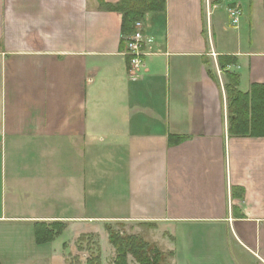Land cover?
Instances as JSON below:
<instances>
[{"label": "crops", "instance_id": "0c3cea01", "mask_svg": "<svg viewBox=\"0 0 264 264\" xmlns=\"http://www.w3.org/2000/svg\"><path fill=\"white\" fill-rule=\"evenodd\" d=\"M207 2L145 14L132 65L97 0H0V264L56 263L93 221L147 227L169 264H264V136L230 133L227 100L264 85L263 0ZM38 222L62 230L37 245Z\"/></svg>", "mask_w": 264, "mask_h": 264}, {"label": "trees", "instance_id": "16d2710c", "mask_svg": "<svg viewBox=\"0 0 264 264\" xmlns=\"http://www.w3.org/2000/svg\"><path fill=\"white\" fill-rule=\"evenodd\" d=\"M100 7L105 10L116 11L121 14V31L123 35L131 34L133 23L139 18L144 19L145 14L165 12V0H119L115 4L106 3L104 0H97ZM264 6V0H263ZM227 86L228 113L230 133L235 135L264 136V85L252 84L249 91L236 92L233 84H236L234 77H231ZM62 230L58 222H38L34 225V240L37 245L50 243ZM109 242L119 250L114 264H127L125 255L133 252L130 240L134 237H121L109 226H106ZM147 261L143 259L141 264ZM139 262V261H138ZM139 262V263H140Z\"/></svg>", "mask_w": 264, "mask_h": 264}, {"label": "rangeland", "instance_id": "374dc122", "mask_svg": "<svg viewBox=\"0 0 264 264\" xmlns=\"http://www.w3.org/2000/svg\"><path fill=\"white\" fill-rule=\"evenodd\" d=\"M212 1L217 0H209V3L207 2L206 7L212 6ZM234 4V3H233ZM235 7V5L230 8ZM213 8V7H212ZM220 10H224V6L218 7ZM229 9V8H227ZM217 10V11H220ZM245 10V9H244ZM226 12V11H225ZM245 13V11H244ZM36 14H38L36 12ZM228 12H226V16L223 14V18L225 21L228 22L227 16ZM247 15V13L245 14ZM245 17V16H244ZM243 17V18H244ZM232 17L230 16V23ZM162 20V19H161ZM141 21L139 18L136 20V22ZM243 21H245L243 19ZM145 22H148L145 20ZM240 19L238 21L237 28L239 25ZM160 23V22H159ZM121 24V23H120ZM10 23L8 21L4 22V37L7 39L8 32H11V37H23L29 33L28 31L23 32H17L19 36H14L12 31L9 29ZM223 33H228V35H232L233 38H236V35L238 34L237 30H234L230 27H227L224 25L223 27ZM133 29H134V23H133ZM148 27L145 26V34L149 35L147 33ZM120 31V26L118 28ZM247 31V29H245ZM150 33V30H149ZM32 34V33H29ZM246 32L243 34V36L246 37ZM21 40H26L25 38H21ZM211 43V41H210ZM106 226H109L115 233H117L121 237H134L129 242L131 246L133 247V252H127L125 255L127 264H141L143 259L147 258V261L144 264H169L168 255L167 253H163L160 251L157 246L154 243H150L148 241V237L151 238L152 235L150 234V231L147 227L136 225L134 223H124V222H117V221H93L89 224V228H91L88 231H85L83 233H79L78 240L75 242L73 241L74 246L71 247L70 250H65L64 257L59 260L56 263L53 264H114L116 257L120 253L119 250L116 247H113L112 244L109 242L108 233L106 230ZM148 236V237H147ZM67 242L70 241V238H66ZM74 240V239H73ZM150 240V239H149ZM36 245V244H34ZM36 246H31V251ZM41 257H49L48 256V249L43 250ZM140 263H139V262ZM45 263H48L46 261Z\"/></svg>", "mask_w": 264, "mask_h": 264}, {"label": "built area", "instance_id": "2783aa9c", "mask_svg": "<svg viewBox=\"0 0 264 264\" xmlns=\"http://www.w3.org/2000/svg\"><path fill=\"white\" fill-rule=\"evenodd\" d=\"M242 15V11L239 7H234L230 10L231 24L236 27L238 21ZM152 38L145 34V25L143 21L134 23V32L126 37L125 47L126 55L129 57L132 65H140L143 62V57L149 52Z\"/></svg>", "mask_w": 264, "mask_h": 264}]
</instances>
